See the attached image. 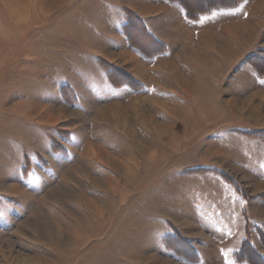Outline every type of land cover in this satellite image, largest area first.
<instances>
[{"label":"rangeland","instance_id":"1","mask_svg":"<svg viewBox=\"0 0 264 264\" xmlns=\"http://www.w3.org/2000/svg\"><path fill=\"white\" fill-rule=\"evenodd\" d=\"M221 1L0 0V264H264V0Z\"/></svg>","mask_w":264,"mask_h":264},{"label":"crops","instance_id":"2","mask_svg":"<svg viewBox=\"0 0 264 264\" xmlns=\"http://www.w3.org/2000/svg\"><path fill=\"white\" fill-rule=\"evenodd\" d=\"M260 188H262V187H259V188L257 187L254 190H258ZM263 189H264V187H263ZM257 192L258 191H255V193L253 195H255V196L258 195ZM259 194H260V196H263V198L259 197L260 199L255 200V202H254L255 204L252 207L253 208L252 211L257 212V213H260L264 217V190L262 191V193H259ZM240 200H241V202L243 204L242 199H240Z\"/></svg>","mask_w":264,"mask_h":264},{"label":"trees","instance_id":"3","mask_svg":"<svg viewBox=\"0 0 264 264\" xmlns=\"http://www.w3.org/2000/svg\"><path fill=\"white\" fill-rule=\"evenodd\" d=\"M209 2H212L213 4H215V3H221L222 4L221 0H205V4H209L210 5ZM223 2L225 3V1H223ZM227 2L233 3V2H235V0H227Z\"/></svg>","mask_w":264,"mask_h":264},{"label":"bare ground","instance_id":"4","mask_svg":"<svg viewBox=\"0 0 264 264\" xmlns=\"http://www.w3.org/2000/svg\"><path fill=\"white\" fill-rule=\"evenodd\" d=\"M252 113V112H251Z\"/></svg>","mask_w":264,"mask_h":264}]
</instances>
